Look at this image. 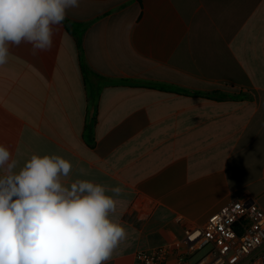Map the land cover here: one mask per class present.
Instances as JSON below:
<instances>
[{
	"label": "crops",
	"instance_id": "0c3cea01",
	"mask_svg": "<svg viewBox=\"0 0 264 264\" xmlns=\"http://www.w3.org/2000/svg\"><path fill=\"white\" fill-rule=\"evenodd\" d=\"M9 49L0 145L12 172L59 155L73 165L64 187L104 185L127 232L106 264H136L233 200L264 209V0H79L51 51Z\"/></svg>",
	"mask_w": 264,
	"mask_h": 264
},
{
	"label": "clouds",
	"instance_id": "9594fccd",
	"mask_svg": "<svg viewBox=\"0 0 264 264\" xmlns=\"http://www.w3.org/2000/svg\"><path fill=\"white\" fill-rule=\"evenodd\" d=\"M79 0H0V65L9 45H31V54L51 51L55 30ZM0 264H106L126 240L113 222L117 200L102 184L77 180L64 187L72 163L59 155H32L18 173L10 150L0 145ZM115 196L124 193L113 187Z\"/></svg>",
	"mask_w": 264,
	"mask_h": 264
},
{
	"label": "built area",
	"instance_id": "2783aa9c",
	"mask_svg": "<svg viewBox=\"0 0 264 264\" xmlns=\"http://www.w3.org/2000/svg\"><path fill=\"white\" fill-rule=\"evenodd\" d=\"M183 233L138 251L136 264H264V209L251 198L233 200Z\"/></svg>",
	"mask_w": 264,
	"mask_h": 264
},
{
	"label": "trees",
	"instance_id": "16d2710c",
	"mask_svg": "<svg viewBox=\"0 0 264 264\" xmlns=\"http://www.w3.org/2000/svg\"><path fill=\"white\" fill-rule=\"evenodd\" d=\"M105 84L110 85V86L124 85V86H131V87L154 88L152 84H149V83H146L140 80H133V79H109L108 78L105 80Z\"/></svg>",
	"mask_w": 264,
	"mask_h": 264
},
{
	"label": "rangeland",
	"instance_id": "374dc122",
	"mask_svg": "<svg viewBox=\"0 0 264 264\" xmlns=\"http://www.w3.org/2000/svg\"><path fill=\"white\" fill-rule=\"evenodd\" d=\"M206 254V251H203L197 255V259H201Z\"/></svg>",
	"mask_w": 264,
	"mask_h": 264
}]
</instances>
